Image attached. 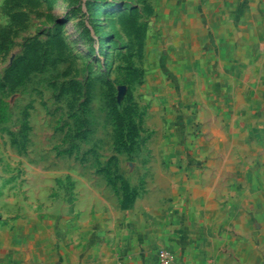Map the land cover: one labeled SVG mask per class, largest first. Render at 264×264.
I'll use <instances>...</instances> for the list:
<instances>
[{
	"label": "rangeland",
	"instance_id": "rangeland-1",
	"mask_svg": "<svg viewBox=\"0 0 264 264\" xmlns=\"http://www.w3.org/2000/svg\"><path fill=\"white\" fill-rule=\"evenodd\" d=\"M263 8L264 0H0V264L69 262L78 200L70 172L115 194L122 226L151 187L172 197L163 182L190 170L195 187L199 173L223 206L221 216L202 213L226 228L251 220L263 256ZM206 13L237 24L236 40L226 37L236 51H223L216 70L189 51Z\"/></svg>",
	"mask_w": 264,
	"mask_h": 264
},
{
	"label": "crops",
	"instance_id": "crops-1",
	"mask_svg": "<svg viewBox=\"0 0 264 264\" xmlns=\"http://www.w3.org/2000/svg\"><path fill=\"white\" fill-rule=\"evenodd\" d=\"M203 25L204 29L199 31L200 44L197 34L190 37L189 51L196 53L194 58L198 65L216 70L223 51L226 52L224 57H231L232 49L236 51L235 43L226 42L229 35V39L232 36L236 40V20L206 13ZM191 59L192 56L189 66L194 67ZM180 149L179 144H173L172 156H178ZM183 153L185 155L180 156L190 163L194 156L186 151ZM185 172L175 174L170 181L161 184L173 188L172 197L164 192L155 194L151 187L123 226L119 199L111 190L99 188L95 181L85 180L79 172L68 173L75 182L77 217L72 221L68 235L71 241L69 262L62 259L58 264H157L154 254L159 248L172 250L177 264H258L261 257L264 260L259 245L247 231L256 227L252 226L251 220L247 218L241 226L232 220L226 228L220 226L216 217L207 219L203 211L213 209L214 212L217 210L218 216L222 214L223 206L214 192L215 185L206 189L198 173L199 183L194 187L196 175L190 170ZM193 187L199 190L191 194L189 190ZM180 190L184 192L179 193ZM95 196H99V202ZM176 212H180L179 217ZM42 246L45 251V244ZM28 264L49 263L32 258Z\"/></svg>",
	"mask_w": 264,
	"mask_h": 264
},
{
	"label": "built area",
	"instance_id": "built-area-1",
	"mask_svg": "<svg viewBox=\"0 0 264 264\" xmlns=\"http://www.w3.org/2000/svg\"><path fill=\"white\" fill-rule=\"evenodd\" d=\"M154 256L157 264H177L176 255L170 249L159 248L156 250ZM208 264H212V262H209Z\"/></svg>",
	"mask_w": 264,
	"mask_h": 264
}]
</instances>
